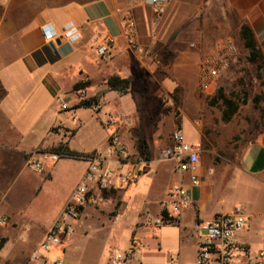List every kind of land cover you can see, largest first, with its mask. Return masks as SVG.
I'll return each mask as SVG.
<instances>
[{
    "label": "crops",
    "instance_id": "obj_1",
    "mask_svg": "<svg viewBox=\"0 0 264 264\" xmlns=\"http://www.w3.org/2000/svg\"><path fill=\"white\" fill-rule=\"evenodd\" d=\"M161 1L166 8L159 14L152 0H0V221L5 220L0 222V264H32L19 241L39 245L88 167L82 158L53 161L42 155L44 168L35 171L27 164L29 155L61 145L88 154L106 145L115 131L139 173L145 167L146 174L126 189L106 192L104 203L88 205L55 248L65 246L67 253L80 236L95 252L92 263L84 264H116L111 251L127 250L136 235L144 246L126 264H196L202 226L220 213L215 210L218 198L235 192L242 196L230 212L243 205L252 216L242 238L258 240L264 220V122L252 138L230 148L219 146L204 131L211 115L199 76L201 61L232 35L238 59L244 54L264 85V64L259 70L249 60L242 36L246 25L264 59V0ZM129 17L137 24L145 57L128 44ZM69 23L81 34L77 41L62 37ZM45 26L56 33L54 40L45 38ZM106 36L115 42L110 55L101 58L96 49ZM112 76L131 78L129 88L109 89ZM84 82L87 97L103 93L99 109L79 106L76 85ZM63 102L70 108L62 109ZM260 106L264 109V100ZM119 116L129 117L130 123L109 120ZM185 120L199 136L190 142L202 145L200 172L206 177L197 186L176 160L160 158ZM236 132L229 127L224 135L231 139ZM141 133L146 152L140 147ZM175 185L190 194L189 208L178 207L171 192ZM120 202L124 207L116 218ZM64 259L65 264L84 262L68 254Z\"/></svg>",
    "mask_w": 264,
    "mask_h": 264
},
{
    "label": "built area",
    "instance_id": "obj_2",
    "mask_svg": "<svg viewBox=\"0 0 264 264\" xmlns=\"http://www.w3.org/2000/svg\"><path fill=\"white\" fill-rule=\"evenodd\" d=\"M156 13H163L166 6L161 0H152ZM45 38L54 40L57 36L50 26L43 28ZM125 36L131 49L145 57L147 51L139 40L138 28L133 17L125 23ZM72 41L80 39L78 28L69 23L62 35ZM112 36L104 37L97 46V53L101 58H107L114 45ZM239 48L232 35L226 36L200 63L199 88L206 96H212L219 85L220 79L230 69L233 62L238 59ZM81 99L87 97L82 90ZM100 102L93 107L99 109ZM62 109H69L70 105L63 102ZM112 123L129 124L127 116L109 117ZM172 144L160 151L161 159H174L178 169L188 172L191 183L200 185L206 177L200 172V157L202 145L187 140L181 127H177L172 136ZM48 155L53 161H58L62 155L59 153H46L40 149L32 152L27 160L28 166L35 171H42L43 164L39 156ZM82 159L88 162V167L82 182L75 188L71 197L65 204L59 216L50 228L44 233L38 247L29 256L32 264H65L63 257L52 258L46 253L60 245L64 238L76 227L88 205H100L105 202V193L119 191L134 184L139 176L136 162L132 159L128 147L115 131L109 137L106 145H101ZM212 172V171H210ZM172 194L177 196L179 208L186 209L192 205L188 191L182 185H175ZM124 202L116 207V218L121 215ZM251 214L243 205H237L231 212L218 213L202 226L204 234L199 242L196 264H264V220L262 232L256 242L242 238V234L250 230ZM2 219L0 222H4ZM172 222L171 219H165ZM144 246L142 239L136 235L132 237L130 247L125 251L114 248L110 258L116 264H126L136 257L138 251Z\"/></svg>",
    "mask_w": 264,
    "mask_h": 264
},
{
    "label": "rangeland",
    "instance_id": "obj_3",
    "mask_svg": "<svg viewBox=\"0 0 264 264\" xmlns=\"http://www.w3.org/2000/svg\"><path fill=\"white\" fill-rule=\"evenodd\" d=\"M223 89V93L232 98L235 103L238 104L237 111L232 116L231 120L225 121L223 119V112L229 107H227L223 100L219 97V90ZM205 100V107L210 111L211 121L209 124L205 123L204 131L208 136H212L220 142L219 146L230 148L231 145L239 144L241 141L248 140L252 138L256 131L259 129L262 122H264V114L257 108L255 104V98H259V104L264 100V85L261 81V74H259L257 67L247 60V57L242 54L238 61L230 68L229 72L224 75L220 81L219 85L212 96H206L202 94ZM216 97V101L212 103ZM230 122V123H229ZM233 127L237 130L233 138L225 137L224 133L227 128ZM183 130L189 141H198L199 136L192 126V123L188 120L184 121ZM218 151H222L219 149ZM139 173L138 179H141L143 175L146 174L145 167ZM139 172V171H138ZM242 195L227 194L220 196L218 198V204H216L215 210L224 213L230 212L234 200L237 202L239 197ZM237 206V205H236ZM255 224H259V220L254 221ZM25 249V253L30 256L32 250L38 247L34 246L32 242L28 240L19 241ZM65 246L52 249L50 252L46 253L48 256L55 257H66L71 256L76 260H84L82 264L89 260L92 263L94 260L95 252L92 250L90 243L86 244L84 240L80 239V236L75 237L72 246L66 249Z\"/></svg>",
    "mask_w": 264,
    "mask_h": 264
},
{
    "label": "trees",
    "instance_id": "obj_4",
    "mask_svg": "<svg viewBox=\"0 0 264 264\" xmlns=\"http://www.w3.org/2000/svg\"><path fill=\"white\" fill-rule=\"evenodd\" d=\"M242 36L245 38V45L250 49V56H249V60L251 62L257 63L258 64V69L260 70L262 68V65L264 64V59L263 57L260 55L256 43L254 41L253 38V34L250 30V28L246 25H244L242 27ZM131 78H121L119 76H112L108 79V86L109 89L114 90V89H120V90H126L129 88L130 84H131ZM88 86V82H84V83H78L76 85V90L81 91L82 89L86 88ZM103 93L99 94L98 96H94V97H86L85 99H82L81 102L79 103V106H87V107H93V105L95 103L99 102V98L102 96ZM219 97L223 100L224 104L229 107V109L225 110L223 112V119L225 121H229L231 120L232 116L234 115V113L237 111L238 108V104L235 103V101L232 98L227 97L224 93H223V89L221 88L219 90ZM216 101V97L214 98L213 101H211L212 103H214ZM259 98H255V104L257 106V108H260V110L263 112L264 114V109L260 106L259 104ZM140 147L142 149L143 152H146L147 150V144H146V140L143 136V134H140ZM42 152H46V153H59L62 156H73V157H78V158H82L83 156H85L86 154H76V153H72L70 151H68V149L66 148L65 145H61L55 149H40ZM164 218H167L166 215ZM2 241L0 243V248L3 245Z\"/></svg>",
    "mask_w": 264,
    "mask_h": 264
},
{
    "label": "water",
    "instance_id": "obj_5",
    "mask_svg": "<svg viewBox=\"0 0 264 264\" xmlns=\"http://www.w3.org/2000/svg\"><path fill=\"white\" fill-rule=\"evenodd\" d=\"M61 42V40L59 39V40H57V43H60Z\"/></svg>",
    "mask_w": 264,
    "mask_h": 264
}]
</instances>
